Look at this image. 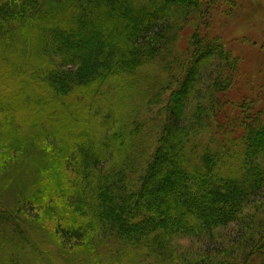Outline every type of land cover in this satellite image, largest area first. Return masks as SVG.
<instances>
[{"label": "trees", "instance_id": "trees-1", "mask_svg": "<svg viewBox=\"0 0 264 264\" xmlns=\"http://www.w3.org/2000/svg\"><path fill=\"white\" fill-rule=\"evenodd\" d=\"M53 6H67L63 16L74 17L67 23L64 18L57 19L60 10H53ZM202 9L201 0H0V34H22L27 21L35 20L40 21L37 30H44L41 42L36 36L25 39L26 47L36 39L38 48L32 49L34 55H27L23 62L14 61L13 54L0 53L1 131L7 138L12 137L7 116L22 115L32 107L36 112L30 135L33 150L39 149L49 136L55 141L69 142L73 150L66 166L64 152L56 159L63 174L57 185L51 184L45 172L34 175L24 168L9 172L5 183L9 182L11 188L12 181L27 186L36 180L31 190L20 193L17 205L21 207L41 205L43 194H28L34 191L36 183L44 187L41 192L46 196L53 192L69 201L70 211L50 212L52 217L56 214L53 228L63 243L75 245L90 233L100 231L104 244L120 246L111 252L112 256L123 253L129 258L127 251L133 252L132 264H144L153 258L156 264H173L177 260L183 264H264V241H259L251 253L236 247L230 239L225 242L221 236L216 243L219 247L211 254L212 248L184 255L173 246L179 235L216 237L218 230L240 224L252 200L264 192V95L251 96L250 91L246 93L247 86L238 82L243 59L229 49L222 36L212 34L189 41L190 57L185 55V61L178 60L182 36L176 31L179 20H198ZM29 32L31 28L23 34L29 36ZM42 47L43 52L39 53ZM54 54L59 57H53ZM199 65L206 67V73L207 69L211 71V86L207 89L197 80L205 69H198ZM156 66L160 69L159 77L178 78L175 86H164L158 94L157 82L150 85L153 79L149 73ZM165 66L167 72L163 73ZM120 72L124 74L121 91L125 94L127 90L129 95L135 92L141 98L146 94L142 90L148 89H140L142 77L148 74L151 89L145 98L150 106L161 104L162 109L158 117L162 120L159 142L139 160L138 175L127 170H113L110 176L101 173L103 183L95 187L92 182L99 178L91 174L96 166L122 156L120 145L133 152L144 120L134 117L121 121L113 109L109 112V103L99 92L93 95L80 90L90 86L93 92L91 82L97 76L104 83ZM260 76L253 74L250 79L254 81ZM133 77L136 80L129 81ZM77 92L70 103L68 95ZM48 95L59 100L60 105L48 102ZM186 106L193 108L192 120L186 115ZM42 115L47 119L44 126L50 123L53 125L48 128H53L60 123L63 131H45L39 122ZM62 116L64 121H57ZM199 124L213 126V137H225L228 131L236 134V139L226 144L215 138L202 146L191 144V133L201 128ZM64 128L71 131L66 134ZM42 152L38 150L36 155L41 160L42 155L47 157ZM5 162L2 170L15 165V160ZM34 166L38 171L41 163ZM35 198L38 199L33 202ZM73 200L77 203L73 204ZM4 214L24 239L30 238ZM71 215L76 219L71 220ZM6 220L5 223L9 222ZM14 234L0 228V264H34L31 252L35 251L18 248L21 244ZM39 252L36 250L39 258L35 264H91L88 257L72 250H67L63 259ZM16 254L17 263L13 261ZM122 260L126 264L127 260Z\"/></svg>", "mask_w": 264, "mask_h": 264}, {"label": "rangeland", "instance_id": "rangeland-1", "mask_svg": "<svg viewBox=\"0 0 264 264\" xmlns=\"http://www.w3.org/2000/svg\"><path fill=\"white\" fill-rule=\"evenodd\" d=\"M201 1L203 4V9L201 14L198 16V20L202 19L205 21L206 25L204 22H199L197 19L189 23H187V19H180L178 30L175 27L176 31H179L178 34H182L179 42V48L177 49L178 60L183 59L185 61L187 56L190 57L188 52H190L192 49V43H190L188 46L187 43L189 41L195 40L196 36H212V34L220 35L227 43L229 49L235 55H238L243 59L242 65H244L243 67L241 66L242 74L239 77L238 82L247 86L246 93H249L250 91L251 96L260 95L262 98L264 95V90H262V88H264V0H233V2L232 0H229L231 1L229 3H227V0ZM53 10H60V13L56 14L55 17L59 20L64 18V21L67 23L70 17L65 18L66 16H63L67 11V6H62L59 8L53 6ZM73 17L74 14L71 15V18ZM197 21L200 23V26L196 24ZM27 22L26 28H24L21 32L25 33L31 28V32H29L30 37L23 33L0 34V53L3 55L13 54L15 57L14 61L16 62L20 59L21 62H23L27 55H34V51H32V49L38 48L36 39L34 44L30 42L29 47L28 45L26 47V43L24 42L25 39H32L36 36L39 42L42 41L41 33L44 30L39 32L36 25L40 23V21L35 20ZM66 30L68 29H63V31ZM42 52L43 47L39 48V53ZM185 55L187 56L185 57ZM52 56L55 58L59 57L57 54ZM61 61L62 59L60 58L58 67L61 64ZM70 66L71 65H69L67 68ZM202 67L204 66L199 65L198 69ZM204 68L205 69L199 74L197 80L198 82L202 83L201 86L207 89V86H211V79L208 76L211 71L210 69H207L208 73H206V67ZM255 68H258L259 70L256 71ZM166 70L167 67L165 66L163 68V73L167 72ZM149 73L153 79L150 85L157 82V94L164 86L169 84L175 86L178 79L173 75L170 78V75L159 77L160 69L158 66L151 68ZM257 73L261 75L259 79L257 77V80L251 81L250 76L253 74L258 75ZM123 75L124 74L121 72L117 73L116 75H111L104 83H102V78L99 75V77L97 76V78L91 82V89L93 92L90 91V86L80 90V92L82 91L89 94L93 93V95L96 92H99L100 95L104 96L108 101L109 112L111 109H113L114 113H117V117L121 121L133 119L134 117H138V120H144L140 126L139 141H136L137 145L136 147L134 146L133 152L130 150H124V145H120L119 147L117 146L121 151L122 156L119 158L113 157L112 161H110L107 165L105 164L96 166L93 171V174L95 175L91 174L92 177L99 178V180H93L92 182L95 187L103 183L101 182V178L99 176L101 173H105V175L110 176L113 170H119L123 172L127 170L128 173H134L135 175H138L140 172V164H138L139 160L144 159L145 155L149 154L159 142V131L162 120L158 117L161 114L162 109L160 108L161 104L150 106L147 102V99L145 98V96H149L151 89V87L148 85V74L145 77H142L143 85H141L140 89L145 87L148 88L142 90L146 93L142 98L138 97V94L135 92L129 95L126 93L127 90L123 89L125 94L121 91L122 86L120 83L122 81ZM10 79H12L11 76ZM133 80L136 79L133 77L129 81ZM251 82L253 84L252 87L249 88V83ZM203 84H205V86ZM126 85L128 86V84ZM154 93L155 91L152 92V95ZM204 93H206V91ZM77 94L78 92L76 94L71 93L68 95L70 96V103L74 102L73 98L75 95L77 97ZM234 96H236L235 93ZM48 97V102L50 101L56 103L55 106L60 105L59 100L52 98L51 95H48ZM97 99L101 100L102 102L104 100L101 97ZM188 103L190 105L192 104V102ZM66 104L67 102H65L64 106ZM164 105L165 107L168 106L167 103ZM191 106H193V104ZM228 108L229 106H227L225 110ZM23 110L25 111L26 109ZM184 110L189 120H192L193 115H191V112L193 111V108L186 106ZM7 117V121H9V124L13 129V135L12 137L7 138V135L2 133L0 128V221H3L0 224V228L7 229L8 231L15 233V239L21 244L18 248H26L28 250L31 248L33 251H35V253L31 252V259L34 264L39 258V255L36 254V250L40 252H46L49 258H55L56 254L57 257L63 259V256L68 254L66 251L72 250L74 253L82 254L83 258L88 257L86 259H88L87 261H90L91 264H118L119 262V264H122L123 262L120 261L121 259H123L122 261L127 260L126 264H132L130 260H133L135 257L133 252L129 250L127 251L129 258L122 256L123 253H120L118 256H112L111 252L114 250L117 251L120 246H116L114 244H104L103 234H101L100 231L97 233H90L85 240L81 241V243H76L75 245H67L63 243V241L58 238V235L53 228V220L56 214H53V218L50 212H55V210L57 212L58 210V214H60L64 211V209L70 211L72 206L68 200L64 199L62 196L54 195L53 192H47L49 196H46V193L41 192V188L44 187L40 186L39 184L37 185L36 183L34 191H30L28 194H43L40 196V198H43L42 203H40L41 205L37 203L29 204L28 207H21L17 205V199L19 198L20 193L25 192V189L31 190L32 185L36 180L31 185L27 186L19 184V182L17 184V182L12 181L10 184L13 185L11 188H9V182L7 185L5 183L7 174L9 172L13 171V169L14 172H20L22 168H24V170L27 172L33 173L34 175L45 172L46 175H48L51 184L57 185V182L63 179V174L60 173L61 170L58 168L60 165L56 162V159L62 157L60 156V153L64 152L65 155L63 157L66 166L68 158L72 155L73 150L71 149L69 142L66 143L63 140L55 141V138L50 136L48 139H44L40 143L39 149L37 148L33 150V143L32 139H30V135L32 133V125L35 124L33 122L36 119V112L34 108L29 107L28 112L25 111V113L22 115L12 116L9 114ZM46 120V116L42 115L39 122L42 124L44 122V124H46ZM58 120L64 121V117H58L57 121ZM189 123L190 122L188 121L187 124ZM44 124L43 129L45 131H48V126L52 127L53 125L48 123L47 126H44ZM199 125L201 128L196 129L191 133V137L193 139L191 140V144L202 146V143L206 144L212 138L218 139L222 144H226L229 140L236 139V134L229 133L228 131H225V137H213V126L211 127L207 124ZM53 128L48 129L49 131H55V133H57V130H59V132L63 131V127L60 126V123H57ZM64 131L67 134L68 131H71V128L70 130L68 128H64ZM100 132H102V130ZM56 136L58 135L56 134ZM201 137L202 139H200ZM69 139L70 138L67 137L68 141ZM15 150H19V152L15 153ZM38 150H43L42 153H44L47 157L44 158L42 155L41 160L39 156H36L38 154ZM7 160H15V165L9 167V170H2V166H5V161ZM45 161H47L48 164L44 165ZM127 161L129 162L128 165L126 164ZM37 162L41 163V168L38 171L34 170L36 167L34 164ZM37 199L38 198H35L33 202H35ZM252 201L253 202H251L252 204L249 208L250 210L248 209L249 211H247L241 218L239 221L240 224H235L229 226L228 228L218 230L216 237H182V235H179L177 237L178 239L173 243V246L179 248V253L183 252L182 254L184 255H191V253L199 254L206 249L212 248V252L209 253L211 254L217 250V247H219V245H216V243L217 238L221 236L225 242L229 241L230 239L236 247L246 249L250 253L255 251L259 241L260 244L264 241V192L262 195H259ZM76 203L77 201L73 200V204ZM59 207L61 208L59 209ZM20 209L22 210L19 211ZM31 210L33 211L31 212ZM4 212L6 215H9L12 221L19 224L21 228L27 232L26 235H28L30 238L24 239L20 231L18 232V229L15 230L13 228L8 216H5ZM6 218L9 222L5 223L4 221H7ZM55 219L57 220V218ZM75 219L76 217L71 215V220ZM8 223L10 225H8ZM54 244L60 248V250L57 249ZM72 246L76 247L72 249ZM107 246L112 248V250L107 248ZM89 252H92V256H87ZM48 256L46 257L48 258ZM36 257L37 259L35 260ZM17 259L18 258L16 254L13 256V261L17 263ZM154 262L155 259L153 258L144 264H156ZM39 264L42 263L40 262ZM173 264L183 263L180 260H177L174 261Z\"/></svg>", "mask_w": 264, "mask_h": 264}]
</instances>
